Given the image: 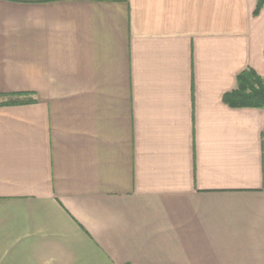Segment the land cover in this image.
<instances>
[{"label":"crops","instance_id":"crops-1","mask_svg":"<svg viewBox=\"0 0 264 264\" xmlns=\"http://www.w3.org/2000/svg\"><path fill=\"white\" fill-rule=\"evenodd\" d=\"M257 5L0 0V264H264Z\"/></svg>","mask_w":264,"mask_h":264},{"label":"trees","instance_id":"trees-1","mask_svg":"<svg viewBox=\"0 0 264 264\" xmlns=\"http://www.w3.org/2000/svg\"><path fill=\"white\" fill-rule=\"evenodd\" d=\"M257 15L264 6V0H257ZM238 86L223 97V102L232 108H264V79L252 69H246L237 76ZM22 94L16 95L21 96ZM25 101L10 99L0 103L2 106L22 105Z\"/></svg>","mask_w":264,"mask_h":264}]
</instances>
